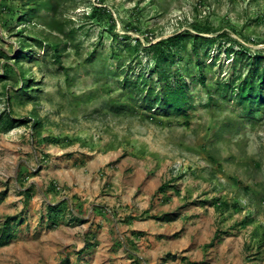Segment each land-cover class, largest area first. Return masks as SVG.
Wrapping results in <instances>:
<instances>
[{"label": "rangeland", "instance_id": "obj_1", "mask_svg": "<svg viewBox=\"0 0 264 264\" xmlns=\"http://www.w3.org/2000/svg\"><path fill=\"white\" fill-rule=\"evenodd\" d=\"M186 29L213 40L164 67L190 108L144 113L122 84ZM242 46L264 56V0H0V264H264V109L217 93Z\"/></svg>", "mask_w": 264, "mask_h": 264}, {"label": "trees", "instance_id": "obj_2", "mask_svg": "<svg viewBox=\"0 0 264 264\" xmlns=\"http://www.w3.org/2000/svg\"><path fill=\"white\" fill-rule=\"evenodd\" d=\"M204 31L199 29L194 33L186 29L154 44L151 43L145 48V54L155 62V69L150 72L147 78L141 74L136 81L127 78L122 84V90L127 92L133 106L144 113H152L159 117L186 116L190 108L188 85L179 82L176 77L173 79V75L164 67L171 58L176 57L179 48H186L185 43L190 41L193 44L197 68L202 71L205 61L201 58V52L206 48V45L213 42L210 38L202 36ZM206 31H209V29H206ZM125 38L129 40L131 37L125 36ZM127 47L129 46L127 45ZM175 48L176 51H174ZM228 55L234 56L233 61L236 60L235 73L229 80L218 84L217 93L223 100L231 101L237 107H240L246 113V117L253 120L256 113L264 109V56H253L243 46L238 50H230ZM239 65L240 69L237 70ZM199 76L200 81L205 84V75L200 73ZM113 111L124 114L129 113L131 109L127 105H117L113 108ZM18 122L19 120L7 117L6 120H1L0 124L7 131H11ZM167 187L168 185H164L158 192H165ZM59 209V205L48 207V220L54 225L56 224L55 219L59 215ZM14 221L15 218L9 217L0 229V247L10 244L13 240L11 223Z\"/></svg>", "mask_w": 264, "mask_h": 264}]
</instances>
